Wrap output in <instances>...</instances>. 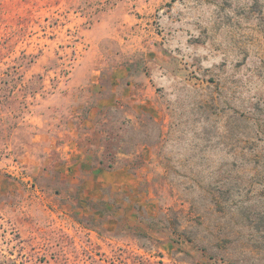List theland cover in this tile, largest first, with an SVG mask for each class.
I'll return each instance as SVG.
<instances>
[{"label": "rangeland", "instance_id": "obj_1", "mask_svg": "<svg viewBox=\"0 0 264 264\" xmlns=\"http://www.w3.org/2000/svg\"><path fill=\"white\" fill-rule=\"evenodd\" d=\"M0 264H264V0H0Z\"/></svg>", "mask_w": 264, "mask_h": 264}]
</instances>
